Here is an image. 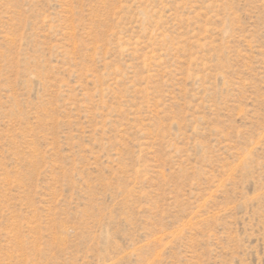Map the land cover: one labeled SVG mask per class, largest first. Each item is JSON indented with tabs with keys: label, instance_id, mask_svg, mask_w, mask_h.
I'll return each instance as SVG.
<instances>
[{
	"label": "rangeland",
	"instance_id": "1",
	"mask_svg": "<svg viewBox=\"0 0 264 264\" xmlns=\"http://www.w3.org/2000/svg\"><path fill=\"white\" fill-rule=\"evenodd\" d=\"M0 264H264V0H0Z\"/></svg>",
	"mask_w": 264,
	"mask_h": 264
}]
</instances>
